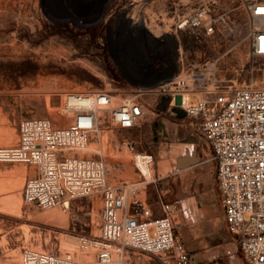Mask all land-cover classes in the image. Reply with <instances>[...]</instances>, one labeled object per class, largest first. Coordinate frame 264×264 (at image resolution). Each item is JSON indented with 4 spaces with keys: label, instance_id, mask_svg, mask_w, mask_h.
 <instances>
[{
    "label": "built area",
    "instance_id": "1",
    "mask_svg": "<svg viewBox=\"0 0 264 264\" xmlns=\"http://www.w3.org/2000/svg\"><path fill=\"white\" fill-rule=\"evenodd\" d=\"M214 3L205 0L178 17L174 44L178 62L170 79L150 90L165 97L169 106L183 108L197 132L208 140L227 227L249 264H264V87L237 84L222 64L226 55L242 45L251 59L264 58V0H239L238 6L224 10H216ZM239 8L245 16L244 32L235 19ZM180 33L198 42L221 40L226 48L202 60L185 59L187 49ZM143 93L136 90L115 104L110 90L69 91L60 111L70 122L60 124L45 116L22 119L17 142L0 145V162L33 167L22 197L37 208H68L77 198L101 197L100 233L79 237L82 250L94 251L96 264H130V254L136 250L156 255L164 264H198L176 234L174 216L180 198L166 200L162 195V215L157 216L147 195H142L149 184L161 180L154 171L153 153L138 152L135 164L141 178L121 185L109 181L102 157L82 153L92 135L101 131L102 113L118 129L141 126L151 111ZM20 264L85 262L72 252L25 247Z\"/></svg>",
    "mask_w": 264,
    "mask_h": 264
},
{
    "label": "rangeland",
    "instance_id": "2",
    "mask_svg": "<svg viewBox=\"0 0 264 264\" xmlns=\"http://www.w3.org/2000/svg\"><path fill=\"white\" fill-rule=\"evenodd\" d=\"M54 1L0 0V145L17 142L18 124L26 117L45 116L56 123H69L70 117L60 111L69 91L110 90L117 104L121 97L140 89L144 91L142 98L150 104L147 121L133 129H118L108 115L102 113L101 131L92 135L82 153L102 157L109 168V181L121 185L123 181L135 182L141 178L135 155L141 151L151 152L155 155L153 167L157 175L173 172L172 178L168 176L171 181L165 183L172 199L180 195L192 196L194 201L222 208L217 184L209 186L200 180L205 177L214 182L216 163L210 159L208 142L189 125L190 118H179L173 108H169L165 97L150 90L153 87L135 86L118 76L117 50L106 46L105 22L100 27L91 26L88 21L91 7L78 12L83 24L79 26L57 17L62 10H70L69 0H57L62 10L53 7ZM203 1L113 0L107 13L121 12L131 26H142L143 22L142 27L147 28L145 33L158 50L155 65L163 58L164 63L174 66L178 62L174 50L176 21ZM214 1L216 10L239 4V0ZM235 19L244 32L246 21L240 8L236 10ZM179 38L187 49L185 59L192 56L202 60L226 48V42L221 40L217 44L213 39L198 42L184 33H180ZM129 45L131 49L133 45ZM121 60L128 69L137 66L129 51L121 55ZM222 60L228 77L237 84L254 83L264 87V58L251 59L242 45ZM184 146L200 160L189 169L176 165ZM210 172H213L212 177ZM31 174L30 164L0 162V264H20L25 247L55 253L72 252L85 264H96L94 251L82 250L79 237L100 233L101 197L77 198L68 208H37L26 204L22 197L24 183ZM154 185L149 184L142 195L149 197ZM226 232L233 234L228 229ZM225 243L224 239L220 240L214 247L221 248ZM230 246L229 255L224 252L213 260L197 255L195 261L200 264H249L236 238ZM211 249L212 246L205 248L208 252ZM129 261L130 264H164L158 256L139 250L131 252Z\"/></svg>",
    "mask_w": 264,
    "mask_h": 264
},
{
    "label": "crops",
    "instance_id": "3",
    "mask_svg": "<svg viewBox=\"0 0 264 264\" xmlns=\"http://www.w3.org/2000/svg\"><path fill=\"white\" fill-rule=\"evenodd\" d=\"M169 108H173V107L170 106ZM186 117L187 116H183L179 118L185 119ZM189 125L195 128L194 125L192 124V121L189 122ZM202 137L208 142V140L204 136ZM186 150L187 147L184 146V148L181 149V154L187 152ZM192 150H194V147L192 148ZM191 154H193V152ZM210 154H211V148H210ZM198 163H200V160ZM198 163L193 164L187 167L186 169H189L197 165ZM160 173L161 172H158V174ZM212 173L213 172H210L211 177H212ZM172 174L173 172H169L168 174H163V176L159 175L161 176L160 182L151 188L150 195L149 197L147 196L148 202L152 207L154 214L157 216L162 215V210L160 205V199L162 198V195L166 200H172L171 195H168V193L171 190L169 187L165 185V183L171 181L168 176L172 178L173 177ZM214 175H215L214 182L210 181L209 179L207 180L205 177H202L200 180L203 181L204 184H208L209 186L212 183L217 184L216 172L214 173ZM178 197H180L181 203L179 209L177 210L174 216V224H175V228L177 229L176 234L178 235L179 238H181L185 242L188 250L191 252L194 262H196L195 258L197 255L203 256L204 260L216 259L217 257L220 256L221 253L224 252L227 253V255H229L232 251L230 250L231 248L230 245L233 243V240L236 237L233 234L226 232V229H228V227L226 224V219L224 214L223 200H222V208H220L216 205L214 206L213 204H207V203L202 204L199 203L197 200L194 201L192 200V196L180 195ZM189 228L190 229L192 228V230H190ZM228 231L231 232L229 229ZM222 238L226 242L225 243L226 245H223L221 248L219 246L214 247V245L220 242V240H223ZM208 246L213 247V249H211L212 250L211 252L205 250V248Z\"/></svg>",
    "mask_w": 264,
    "mask_h": 264
},
{
    "label": "flooded vegetation",
    "instance_id": "4",
    "mask_svg": "<svg viewBox=\"0 0 264 264\" xmlns=\"http://www.w3.org/2000/svg\"><path fill=\"white\" fill-rule=\"evenodd\" d=\"M77 1V0H74ZM82 1V0H78ZM91 7L92 13L90 18L91 26L100 27L104 22L106 23V46L109 49L117 50L118 57V76L128 81V77L135 80H146L155 78L157 75L173 72L176 67L169 66L164 63L163 58L158 62V50L154 48L149 36L143 30L140 25H130L126 17L121 12L109 14L106 12L104 17L100 20L96 19L99 5L102 0H83ZM130 43L133 47L129 50V53L134 57L137 62V66L130 70H125L123 67L124 62L121 60V55H124V51L120 49ZM177 56V55H176ZM177 59V57H176Z\"/></svg>",
    "mask_w": 264,
    "mask_h": 264
},
{
    "label": "water",
    "instance_id": "5",
    "mask_svg": "<svg viewBox=\"0 0 264 264\" xmlns=\"http://www.w3.org/2000/svg\"><path fill=\"white\" fill-rule=\"evenodd\" d=\"M113 2V0H102L101 5H99L97 14L95 16L96 19L100 20L104 17L105 13L107 12V8L108 6ZM68 6L70 8V10H62V8L60 9V4L58 3L57 0L54 1L53 3V7L55 9H60L62 10V12L57 13V17H61V21H65V22H73L79 26H82L83 24H81L80 21V17L78 15V12L82 9H86L88 7V4L85 1H74V0H69L68 1ZM74 11V12H73ZM49 17L52 18V15L48 14ZM90 21V20H88ZM146 27H143V30H146ZM130 41L124 45L120 50H124L125 52H128L130 49ZM123 67L125 70H130L128 69V67L123 64ZM172 76V72H168V73H163L160 75H157L155 78H151V79H146V80H135L131 77H128V82L132 85L135 86H144V87H156L157 85H159L160 83H162L163 81H166L168 79H170V77ZM173 111L177 114L178 117H183L186 116V112L183 108H181L180 106L176 105L173 107ZM199 162V158L196 154L193 153V155L191 156L189 154V152H185L184 154H181L177 157V167L178 168H187L193 164H196Z\"/></svg>",
    "mask_w": 264,
    "mask_h": 264
},
{
    "label": "bare ground",
    "instance_id": "6",
    "mask_svg": "<svg viewBox=\"0 0 264 264\" xmlns=\"http://www.w3.org/2000/svg\"><path fill=\"white\" fill-rule=\"evenodd\" d=\"M142 26H143V22H142ZM153 39L156 40V41L159 40V39H157V38H155V37H154ZM60 107H61V105H60ZM189 154H190L191 156L193 155V154H191V153H189ZM144 171L147 172V169H145ZM147 173H148V172H147Z\"/></svg>",
    "mask_w": 264,
    "mask_h": 264
}]
</instances>
